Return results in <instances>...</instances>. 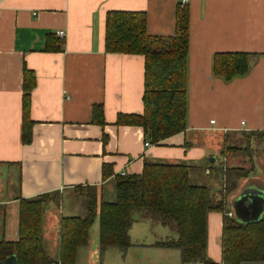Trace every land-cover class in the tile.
I'll use <instances>...</instances> for the list:
<instances>
[{
    "label": "crops",
    "instance_id": "1",
    "mask_svg": "<svg viewBox=\"0 0 264 264\" xmlns=\"http://www.w3.org/2000/svg\"><path fill=\"white\" fill-rule=\"evenodd\" d=\"M181 1L0 0V241H18L21 200L58 195L57 204L50 198L43 205L41 221L43 249H56V259L61 219L83 218L88 201L110 203L115 176H139L148 160L183 163L191 172L205 164L211 173L221 159V186L211 197L224 210L207 215L206 256L214 264H221L224 216L240 223L264 218V155L251 154L264 152V0H186V131L152 145L142 128L116 125L119 115L143 113L144 58L105 52L106 14L145 13L147 35L169 38ZM216 53H246L256 61L246 76L226 83L212 74ZM23 67L36 77L28 145L21 142ZM95 106L102 127L92 123ZM226 147L233 150L222 156ZM236 172L243 176L233 191L225 182ZM137 213L130 247H113L120 258L109 264H150L153 250L184 264L179 250L160 247L177 238L174 226ZM156 226L172 227L173 235ZM110 249L100 248L96 224L76 264H103Z\"/></svg>",
    "mask_w": 264,
    "mask_h": 264
},
{
    "label": "trees",
    "instance_id": "2",
    "mask_svg": "<svg viewBox=\"0 0 264 264\" xmlns=\"http://www.w3.org/2000/svg\"><path fill=\"white\" fill-rule=\"evenodd\" d=\"M189 8L179 3L175 11L174 36L150 37L146 33V15L140 12H108L105 19V52L139 55L144 58V92L142 115H119L116 125L142 128L150 144L183 133L187 128V82L189 48ZM59 51V47L45 52ZM256 61L246 53H216L212 58V74L228 83L246 76ZM21 98V142L32 140L29 118L30 96L36 86L32 71L23 67ZM92 123L104 125L102 109L95 106ZM233 150L221 151L227 156ZM191 166L145 161L139 176H115L114 202L88 201L83 218H63L60 221L58 257H49L41 243L43 205L52 195H40L20 201L19 239L15 243L0 241V261L14 257L16 264H76L77 251L87 245L89 232L96 219L100 248L130 247L128 231L134 221V211L167 225L171 222L177 233L160 247L177 249L184 264H214L206 256L207 215L223 213L224 203H214L210 190L190 180ZM210 170V169H209ZM242 170V169H239ZM242 173L226 176L227 189L236 190ZM58 203V195H53ZM170 222V223H169ZM264 260V218L252 223H240L223 218L221 264H241Z\"/></svg>",
    "mask_w": 264,
    "mask_h": 264
},
{
    "label": "rangeland",
    "instance_id": "3",
    "mask_svg": "<svg viewBox=\"0 0 264 264\" xmlns=\"http://www.w3.org/2000/svg\"><path fill=\"white\" fill-rule=\"evenodd\" d=\"M251 154L252 155L253 154H260V155L263 154L264 155V152L259 151L257 153H251ZM262 156L257 157V159H262L263 158ZM210 160H209V162H211ZM221 163H222V161L220 159V160H218V164L212 165L211 173L207 172V168L205 167L206 166L205 164H200L198 167H196L190 173L191 182L195 185L206 186L210 190L211 196H212L214 189H219L221 186V177L220 176H221L222 171H221V167H219V166H221ZM104 198H105V196H104ZM115 199H116V193L114 192L113 199L109 200V202H114ZM137 212H139V211L132 212L134 214L133 215L134 218L138 217L139 214ZM96 224H98L97 220L94 223L93 228ZM170 225H173V223L171 222ZM154 229H162V228H157V226H156V228H154ZM162 231H164L167 234L166 236L173 235L172 227H169V228L165 227L164 229H162ZM44 247L47 248V246L45 244H44ZM46 250L51 251V252L46 251V254L48 256L53 257V258L56 257V254H57L56 249L55 250H52V249L49 250L47 248ZM153 252L151 253L152 259L150 261V264H181V262L179 260H174L173 258H171L169 256H163L164 254H162V255L157 254V253H162V252H156L155 250H153ZM138 253H140V252H138ZM115 258L118 261V258H120V257H119L118 251L116 249L112 248V249H110L109 252L106 253V258L103 259V264H109L108 259H110L111 262H114ZM196 264H200V263H196Z\"/></svg>",
    "mask_w": 264,
    "mask_h": 264
},
{
    "label": "water",
    "instance_id": "4",
    "mask_svg": "<svg viewBox=\"0 0 264 264\" xmlns=\"http://www.w3.org/2000/svg\"><path fill=\"white\" fill-rule=\"evenodd\" d=\"M239 206H240V205H238L237 207H239ZM234 211H235V216H236V218L238 219V218H239V215H238L239 210H238V208L235 207ZM238 220H239V219H238ZM239 221L241 222V220H239ZM253 221H258V220L255 219V220H253ZM0 264H16V260H15L14 257H11V258H8V259H6V260H4V261H0Z\"/></svg>",
    "mask_w": 264,
    "mask_h": 264
},
{
    "label": "built area",
    "instance_id": "5",
    "mask_svg": "<svg viewBox=\"0 0 264 264\" xmlns=\"http://www.w3.org/2000/svg\"><path fill=\"white\" fill-rule=\"evenodd\" d=\"M186 4H187V1H186V0H182V1H181V6H182V7L185 6ZM63 34H64L63 32H59V33H58V35H59L60 37H62ZM210 124H214V121H211ZM145 146L148 147L149 144H148V143H145Z\"/></svg>",
    "mask_w": 264,
    "mask_h": 264
}]
</instances>
